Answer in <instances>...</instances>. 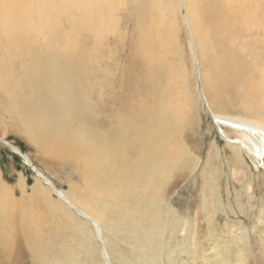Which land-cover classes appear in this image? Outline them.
Instances as JSON below:
<instances>
[{"label": "bare ground", "instance_id": "bare-ground-1", "mask_svg": "<svg viewBox=\"0 0 264 264\" xmlns=\"http://www.w3.org/2000/svg\"><path fill=\"white\" fill-rule=\"evenodd\" d=\"M164 1L136 2L141 41L130 53L135 66L142 67V81L138 84L144 85L145 91L133 92L131 82L123 80L124 76L118 77L114 89L126 95L118 99L111 90L105 96L108 103L118 104L120 109L118 120L109 119L118 127L105 133L96 126L82 124L86 117L85 103L84 99L77 101V96L81 93L85 97L83 86L90 77L94 78L95 90L99 91L97 66L90 63L102 56L97 49L102 44L105 29L112 30L117 22L112 3L94 0L92 17L86 21L92 12L85 0H0V118L8 114L43 153L57 156L64 163H74L85 182L88 198L80 200L83 199L86 210L96 214L94 210L104 198L107 209L96 215L101 220L112 217L114 220L108 228L118 221L126 234L137 238L135 255L143 264H149L148 260L157 262L164 252L157 240L160 229L156 225L141 227L143 214L153 210L152 205L150 208L143 201L149 189L152 192L159 189L158 170L170 169L168 165L175 162L176 154L181 155V151L184 157L187 155L181 142L174 137L182 131L180 120L193 104L181 82L184 72L176 61V56L180 55L176 27L167 22L169 9ZM187 2V15L198 44L201 50L202 45L206 48L201 55L207 71L203 79L209 98L222 106L229 98L239 100V106L251 111L264 109V43L261 42L264 38V0H183L185 6ZM64 23L70 25L68 30H64ZM85 30L92 31L95 37L89 41L81 39L80 34ZM48 36L51 38L47 39ZM89 42L94 52L89 51ZM64 50L74 52L65 56L61 53ZM156 77L160 78L154 81ZM88 93L91 96L95 91L91 88ZM200 96L210 108L203 90ZM99 97H102L100 93ZM176 100L180 101L178 105H174ZM211 113L218 127L237 133L239 138L230 140L224 132L227 142L237 148L239 155L234 154L235 160L239 157L242 164L240 153L244 150L256 158L264 156V111L257 110L260 119L228 117L212 110ZM113 116L116 117L114 113ZM0 141L21 155L25 164L60 201L90 223L101 242L104 264H111L99 219L72 203L62 190L30 164V159L20 149L1 137ZM6 198L10 199L9 190L0 187V208L8 211V216L0 220L4 230H8L0 233L4 258L13 264L16 262L19 240L20 246L30 252L36 263L60 264L59 259L51 260L47 251L54 239L45 233L36 216L20 207L18 210L17 203L11 199L12 208L15 204V214H12L9 199V204H4ZM61 208L56 207L69 215ZM118 210L120 213L115 212ZM148 217L151 218V214ZM79 232L87 238L86 228ZM76 262L72 256L62 264Z\"/></svg>", "mask_w": 264, "mask_h": 264}, {"label": "rangeland", "instance_id": "rangeland-1", "mask_svg": "<svg viewBox=\"0 0 264 264\" xmlns=\"http://www.w3.org/2000/svg\"><path fill=\"white\" fill-rule=\"evenodd\" d=\"M109 1L115 10L114 17L117 22L112 30L104 28V39L97 49L102 56L98 57L99 60L97 58L95 59L97 61L90 63L97 66L96 79L101 83L99 91L98 88L95 90L94 78L90 77L83 86L85 97L81 93L77 96V101L84 99L85 103L86 117L82 124L86 127L96 126L105 133L112 132L118 127L109 119L120 118L119 105L111 101L108 103L105 96L111 90L116 93L115 97L118 99L126 95L119 89H114L118 77L122 79L124 76L123 80H129L133 92L145 91V86L138 84L142 81L140 79L142 67L135 66L130 53V49L138 46L141 41L138 31L137 0ZM85 2L89 3L92 12L94 0H85ZM164 2L169 9L167 22L176 27L175 38L180 54L176 56V61L184 72L183 78L181 74L183 80L181 82L185 84L187 98L192 99L193 104L184 112L180 120L182 131H178L174 137L181 142L180 145H183L187 155L184 157L181 151L182 156L176 154L175 162L168 165L171 166L170 169L164 166L165 169L158 170L156 180H161L158 183L159 189L153 192L149 189L146 194L147 199L143 201L148 207L153 206L154 214L152 212L143 214L141 227L156 225V228L160 229L157 240L162 244L164 251L157 262L152 263L148 260V263L264 264V156L256 158L244 150L240 153L242 164L239 157L235 160L233 156L238 154L237 148L228 143L224 135L226 133L228 138L233 140L239 138L236 136L237 133L225 127H218L211 113L212 110L228 117L260 119L256 112L264 109L251 111L250 108L239 106V100L226 99V97V104L222 106L209 98L208 87L203 79L207 71L201 55L202 50L205 54L206 48L202 45L201 50L198 44L194 26L187 15L188 2L186 6L183 0ZM92 14L93 12L86 21L92 17ZM62 25L64 30L70 27L67 23ZM94 37L89 30L80 34V38L86 41ZM49 38L51 36L47 39ZM73 39L82 42L80 39ZM78 42L76 45L80 49ZM262 46L264 47V44ZM88 49L94 52V46L90 42ZM73 52L74 50L69 52L64 50L61 53L68 56ZM56 76L58 77V74ZM159 78L156 77L154 81ZM91 88L95 93L90 96L88 92ZM202 90L210 101L211 110L201 99ZM99 93L102 97H99ZM178 100H181L180 96ZM229 101L232 102L231 105ZM179 103L180 101H174V105ZM181 103L183 104V100ZM91 110L95 114L96 121ZM117 111L119 114L116 113ZM0 135L13 146L21 148L22 153L28 156L34 167L62 190L72 203L99 219L111 264H143L138 262L139 257L136 256L137 238L126 234L118 221H113L114 226L108 228V224H112L111 221L114 220L111 219L112 217L108 218V216V219L101 220L96 215L107 207L104 198L95 208L96 214L86 210L83 199L80 200L83 197L88 198L85 182L73 162L64 163L57 156L43 153L39 145L28 134L22 132L16 121L8 114H3L0 118ZM0 187L9 190L10 199H4L5 205L9 204L7 199L9 202L12 199L17 203L18 210L20 207L31 211L44 227L45 233L54 239L50 251H47L52 261L59 259L62 264L73 256L77 261L76 264H104L101 242L96 238L90 223L60 201L53 190L25 164L23 157L2 141H0ZM108 202L110 205V201ZM53 204H57L56 207L59 208L61 207L58 204L63 206L64 208L61 209L67 210L69 215L56 209ZM9 205L10 211L15 214V204L13 208L12 202ZM7 212V208H0V220L8 216ZM115 212L120 213V210ZM150 214L151 218L148 217ZM3 225L0 224V233L8 231L4 230ZM83 228L87 229V238L79 232V229ZM17 244L18 257L14 264H46L36 263L30 252L20 246L19 240ZM4 256L3 251L0 250V264H13Z\"/></svg>", "mask_w": 264, "mask_h": 264}, {"label": "water", "instance_id": "water-1", "mask_svg": "<svg viewBox=\"0 0 264 264\" xmlns=\"http://www.w3.org/2000/svg\"><path fill=\"white\" fill-rule=\"evenodd\" d=\"M208 111V110H207ZM210 113V112H209ZM210 116H211V114H210ZM211 118H212V116H211ZM213 119V118H212ZM30 164L32 165V163L30 162ZM32 171H33V169H32Z\"/></svg>", "mask_w": 264, "mask_h": 264}, {"label": "trees", "instance_id": "trees-1", "mask_svg": "<svg viewBox=\"0 0 264 264\" xmlns=\"http://www.w3.org/2000/svg\"><path fill=\"white\" fill-rule=\"evenodd\" d=\"M21 149V148H20Z\"/></svg>", "mask_w": 264, "mask_h": 264}]
</instances>
